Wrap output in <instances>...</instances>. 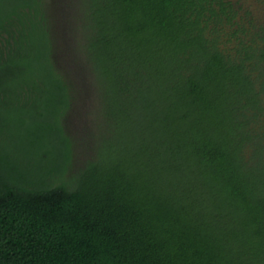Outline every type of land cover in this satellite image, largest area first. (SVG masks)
<instances>
[{"label":"trees","instance_id":"obj_1","mask_svg":"<svg viewBox=\"0 0 264 264\" xmlns=\"http://www.w3.org/2000/svg\"><path fill=\"white\" fill-rule=\"evenodd\" d=\"M260 1L0 0V264H264Z\"/></svg>","mask_w":264,"mask_h":264},{"label":"rangeland","instance_id":"obj_2","mask_svg":"<svg viewBox=\"0 0 264 264\" xmlns=\"http://www.w3.org/2000/svg\"><path fill=\"white\" fill-rule=\"evenodd\" d=\"M245 5H249L250 7H252V8H255V10L257 9V11L260 9L259 7H261L262 8V5L263 4H261V1L260 0H241ZM81 101L83 102V106H82V108H81V113H85V111L88 109V108H90L89 106H90V103H89V99L88 100H82L81 99ZM59 109V107L57 108V110ZM59 111V110H58ZM84 111V112H83ZM82 115V114H81ZM81 117V116H80ZM90 118H88V117H86V118H84L83 120L81 119V118H79L78 117V115H70L69 117H68V119H67V121H66V123H67V127H68V129H69V131L72 133V134H74L75 133V129H77V130H80V128L81 127H79V126H82V125H80L81 123L83 124V126L85 125H87V123H89V120ZM81 121V122H80ZM78 135H82V132L80 131V132H78ZM36 156H37V154H35V152L34 153H32V154H30V156L29 157H27L26 159H24V161L25 162H27V163H29V165L32 167L31 169H33V170H35L33 167L35 166V167H37V161H36ZM80 158H81V160H80V158L78 159V161H76L77 163V165L78 164H80V162L79 161H82V156H79ZM77 159V158H76Z\"/></svg>","mask_w":264,"mask_h":264}]
</instances>
